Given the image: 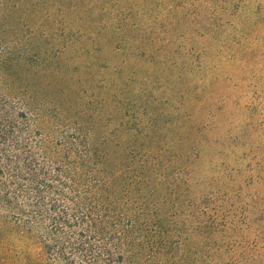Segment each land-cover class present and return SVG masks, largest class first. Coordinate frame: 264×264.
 Instances as JSON below:
<instances>
[{
    "label": "rangeland",
    "instance_id": "374dc122",
    "mask_svg": "<svg viewBox=\"0 0 264 264\" xmlns=\"http://www.w3.org/2000/svg\"><path fill=\"white\" fill-rule=\"evenodd\" d=\"M27 113L90 130L147 264H264V0H0V264H68L1 167Z\"/></svg>",
    "mask_w": 264,
    "mask_h": 264
},
{
    "label": "trees",
    "instance_id": "16d2710c",
    "mask_svg": "<svg viewBox=\"0 0 264 264\" xmlns=\"http://www.w3.org/2000/svg\"><path fill=\"white\" fill-rule=\"evenodd\" d=\"M22 118L26 119L20 127L24 129L23 143L20 145L22 135L14 133L19 127L11 122L14 161L6 156L1 167L13 180V188L26 190H22L26 206L37 210L31 218L52 221L43 238L52 243L59 259L68 264H147L151 257L142 260L147 248L138 241L144 235L142 226L119 205L105 181V160L98 148L91 147L90 130L74 126L54 133L37 128L38 116L27 113ZM58 198L72 207L62 205L60 209ZM76 237L78 241L72 243L70 239ZM76 255L81 258L78 263Z\"/></svg>",
    "mask_w": 264,
    "mask_h": 264
}]
</instances>
